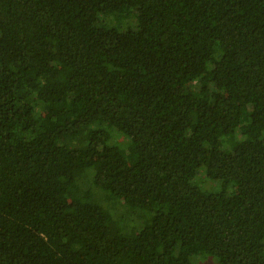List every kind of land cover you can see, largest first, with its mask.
Wrapping results in <instances>:
<instances>
[{
    "label": "trees",
    "instance_id": "1",
    "mask_svg": "<svg viewBox=\"0 0 264 264\" xmlns=\"http://www.w3.org/2000/svg\"><path fill=\"white\" fill-rule=\"evenodd\" d=\"M204 258L264 264V0H0V264Z\"/></svg>",
    "mask_w": 264,
    "mask_h": 264
},
{
    "label": "rangeland",
    "instance_id": "2",
    "mask_svg": "<svg viewBox=\"0 0 264 264\" xmlns=\"http://www.w3.org/2000/svg\"><path fill=\"white\" fill-rule=\"evenodd\" d=\"M117 138H119L118 136H115ZM120 141L121 142H125L126 139L125 138H120ZM200 176H203L204 180L206 183H211L212 185L210 186H206L205 184L201 183V187L202 188H205V189H217L220 187L221 183L220 181L218 180H211V179H207L205 176H204V172L202 169H200L197 173V177H196V180L200 177ZM230 194L232 193H235L236 192V189H233V188H230L229 191H228ZM198 264H213V262L211 261V259H202Z\"/></svg>",
    "mask_w": 264,
    "mask_h": 264
}]
</instances>
